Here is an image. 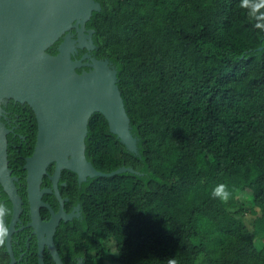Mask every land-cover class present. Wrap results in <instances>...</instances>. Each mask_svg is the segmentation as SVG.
I'll return each instance as SVG.
<instances>
[{
  "label": "trees",
  "instance_id": "1",
  "mask_svg": "<svg viewBox=\"0 0 264 264\" xmlns=\"http://www.w3.org/2000/svg\"><path fill=\"white\" fill-rule=\"evenodd\" d=\"M94 1L100 8L85 25L93 30L90 53L117 72L137 151L126 149L102 114H92L87 161L104 174L122 167L134 172L79 184L64 170V210L79 205V216L56 229L61 259L264 264V30L257 27L264 7L254 12L247 0ZM60 42L47 53L55 55ZM2 109L13 129L8 169L24 202L25 225L24 165L35 146L36 118L13 100ZM220 185L226 201L213 195ZM42 200L57 211L55 196L45 193ZM0 205L7 223L11 202L1 184ZM40 213L49 216L45 208ZM30 234L25 228L14 239L25 243ZM3 241L0 264H9ZM29 244L21 264H38L34 236ZM45 264H54L48 254Z\"/></svg>",
  "mask_w": 264,
  "mask_h": 264
},
{
  "label": "water",
  "instance_id": "2",
  "mask_svg": "<svg viewBox=\"0 0 264 264\" xmlns=\"http://www.w3.org/2000/svg\"><path fill=\"white\" fill-rule=\"evenodd\" d=\"M99 8L94 0H0V117H5L2 102L13 100L27 104L37 124L33 153L26 158L24 169L31 219L28 227L37 240L38 264H45V251L50 253L54 264H64L54 242L60 221L73 217L72 213L65 212L57 185L63 169L76 174L79 183L87 177L134 172L122 167L104 174L85 157L88 121L96 112L104 116L109 131L128 151H137V139L131 132L130 119L117 86L116 70L108 61L83 57L92 59L89 65L73 58L79 49H94L93 30L86 33L85 25L92 11ZM79 10H83V14ZM60 39L57 53H47ZM81 67L91 70L78 73ZM8 133L10 130L0 120V184L12 204L6 246L10 264H15L9 239L21 211V199L15 186L17 179L8 169ZM50 164L55 165L50 177L53 189L43 190L41 181L47 176ZM53 190L59 202L57 212L42 200L43 194ZM41 208L48 210V221L42 219ZM79 264H83L81 260Z\"/></svg>",
  "mask_w": 264,
  "mask_h": 264
},
{
  "label": "flooded vegetation",
  "instance_id": "3",
  "mask_svg": "<svg viewBox=\"0 0 264 264\" xmlns=\"http://www.w3.org/2000/svg\"><path fill=\"white\" fill-rule=\"evenodd\" d=\"M83 6V5H82ZM79 12L80 13H82L83 14V10H79ZM76 23V22H75ZM88 31L89 30H86V33H88ZM73 34V36L74 37H76V34L75 33H72ZM95 47V46H94ZM80 50H83V49H79L78 50V52L77 53H75V55H74V59H76V60H83L82 62H83V64H91V61L90 60H92L91 58H93V59H96L95 57H93L92 55H91V51H93V49L92 50H88V49H85L82 53H79V51ZM85 56H90L91 58H89L88 57V59H83V57H85ZM97 61H107V60H98V59H96ZM110 64V63H109ZM78 70H81V72H83L84 70H86V71H90L91 70V68L89 67H81L80 69H78ZM80 72V73H81ZM5 101V100H4ZM8 102H9V100H7V101H5L4 103L2 102V104H1V107L3 108V107H8ZM3 120L2 121V123L3 124H5V126L7 127V125H9V122H10V120L8 119V117H7V114L5 113V117H0V120ZM5 121H6V123H5ZM9 130L10 131H12L13 129L12 128H9ZM89 162V161H88ZM49 167H51V170H49L50 168ZM54 169H55V165L54 164H50L49 166H48V168H47V176H43V178H42V181H41V185H40V187H41V189H45V190H51V189H53V187H52V181L50 180V177L52 176V174L54 173ZM64 170H66V169H63L62 171H61V175H60V177L58 178V181H57V185H58V189H59V193H60V196L62 197V199H63V208H64V206H65V204H66V202L69 200L67 197H64V196H62V194H61V191H60V186H65L66 185V183L62 180V173L64 172ZM68 171V170H67ZM88 178V177H87ZM87 178H86V180H87ZM76 180H77V182H78V176L76 175ZM46 181H49V184L47 185V182ZM79 183V182H78ZM80 184V183H79ZM26 194H27V192H26ZM46 194H51V195H53V196H55L56 197V199H57V196L55 195V192H54V190L53 191H51V193H46ZM44 195V194H43ZM43 197V196H42ZM27 198V197H26ZM21 199V198H20ZM44 201V200H43ZM45 203H48V202H46V201H44ZM59 203V202H58ZM24 202H22V200L20 201V206H21V211L19 212V215H18V217H17V220L15 221L16 223H15V226H14V229L12 230V235H11V237H10V239H9V243H10V248H11V251H12V253H13V255H14V260H15V264L16 263H20L21 264V262L22 261H25L26 260V256H25V252H27V250L29 249V247H30V244H29V241L33 238V236L35 237V235H33V231H32V229H31V234L30 235H28V237L26 238V240H25V243H24V239H19V238H17V239H14V235L17 233V232H21L23 229H25V228H30V227H28V225L30 224V222H31V219H30V211H29V205H28V208H27V214H28V216H29V222L28 223H26L25 225H24V221H25V208H24ZM27 204H28V200H27ZM49 204V203H48ZM50 206H51V204H49ZM78 206L79 205H74L73 207H72V211L70 212V213H72V215H73V217H77V216H79V209H78ZM52 207V206H51ZM53 208V207H52ZM41 209H43V208H41ZM41 209H40V212H41ZM58 209H59V206H58ZM58 209H57V211H58ZM57 211H55V212H57ZM47 212H48V210H47ZM49 213V212H48ZM69 213V214H70ZM8 215H9V219H8V222L6 223V212H4V215H3V223H5V226H6V229H7V231H8V228H9V226H10V222H11V220H12V204H11V211L9 212V213H7ZM41 214V213H40ZM49 217H50V215L48 216V217H46L45 219L44 218H42L44 221H48L49 220ZM72 217V218H73ZM7 235V234H6ZM6 235H5V244H4V247H5V252H7V254L9 255V258H10V261H11V257H10V253H9V250H8V248H7V246H6ZM22 238V237H21ZM35 240H36V237H35ZM36 245H37V240H36ZM36 254H37V263H38V249H37V251H36ZM45 254H48L49 255V257L51 258V256H50V253L48 252V251H45L44 252V261H45ZM18 255V256H17ZM52 260V259H51ZM82 261V259H78V261ZM79 263V262H78ZM83 263V262H82ZM10 264V263H9ZM65 264V263H64Z\"/></svg>",
  "mask_w": 264,
  "mask_h": 264
},
{
  "label": "clouds",
  "instance_id": "4",
  "mask_svg": "<svg viewBox=\"0 0 264 264\" xmlns=\"http://www.w3.org/2000/svg\"><path fill=\"white\" fill-rule=\"evenodd\" d=\"M247 3L249 4V6L252 7L254 12L258 11V9L260 7H264V0H247ZM260 19L262 22L257 24V27L264 30V15H262L260 17ZM213 195L220 197L222 200H225V201L229 198V193L227 191H225L224 185H220L216 189H214ZM4 212H5V209H4L3 205H0V245L3 244V242H4L3 237L7 233V229L5 228V226L3 224V219H2Z\"/></svg>",
  "mask_w": 264,
  "mask_h": 264
},
{
  "label": "rangeland",
  "instance_id": "5",
  "mask_svg": "<svg viewBox=\"0 0 264 264\" xmlns=\"http://www.w3.org/2000/svg\"><path fill=\"white\" fill-rule=\"evenodd\" d=\"M248 220H250V218H249ZM105 257H106V256H105ZM103 264H118V263H116V262H111V261H109L108 258H105Z\"/></svg>",
  "mask_w": 264,
  "mask_h": 264
}]
</instances>
